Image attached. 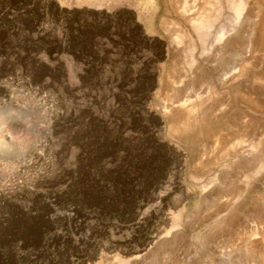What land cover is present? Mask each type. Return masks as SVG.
<instances>
[{
    "label": "rangeland",
    "instance_id": "1",
    "mask_svg": "<svg viewBox=\"0 0 264 264\" xmlns=\"http://www.w3.org/2000/svg\"><path fill=\"white\" fill-rule=\"evenodd\" d=\"M139 1L0 13V251L264 264V0Z\"/></svg>",
    "mask_w": 264,
    "mask_h": 264
},
{
    "label": "crops",
    "instance_id": "2",
    "mask_svg": "<svg viewBox=\"0 0 264 264\" xmlns=\"http://www.w3.org/2000/svg\"><path fill=\"white\" fill-rule=\"evenodd\" d=\"M59 2H62L61 6L70 5L71 2L76 3L75 4L76 6L74 8H78V9L87 8L92 10H102V9L113 10L118 7H127V8L137 9V12L139 11V7L141 3V1L139 0H59ZM145 28L147 30L153 29V25H147V26L145 25Z\"/></svg>",
    "mask_w": 264,
    "mask_h": 264
},
{
    "label": "trees",
    "instance_id": "3",
    "mask_svg": "<svg viewBox=\"0 0 264 264\" xmlns=\"http://www.w3.org/2000/svg\"><path fill=\"white\" fill-rule=\"evenodd\" d=\"M32 0H0V13H6L7 15L10 16H15L16 17V21H17V25L18 22L20 21L19 19H21L22 17H24V6L28 5L31 3ZM22 11V12H20ZM15 22V21H14ZM11 23V22H10ZM6 23V24H1L0 25V31L4 30L8 27H10V30L13 31V26L15 23ZM12 26V27H11ZM5 253V254H4ZM10 253V249H6L5 252H1L0 254H3L5 256H7V254Z\"/></svg>",
    "mask_w": 264,
    "mask_h": 264
},
{
    "label": "flooded vegetation",
    "instance_id": "4",
    "mask_svg": "<svg viewBox=\"0 0 264 264\" xmlns=\"http://www.w3.org/2000/svg\"><path fill=\"white\" fill-rule=\"evenodd\" d=\"M5 254V253H4ZM9 258H11L10 253L7 254V256L0 254V264H16L11 260H8Z\"/></svg>",
    "mask_w": 264,
    "mask_h": 264
}]
</instances>
